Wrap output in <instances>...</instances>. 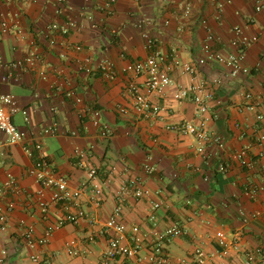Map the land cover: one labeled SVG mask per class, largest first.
Wrapping results in <instances>:
<instances>
[{
  "label": "crops",
  "instance_id": "obj_1",
  "mask_svg": "<svg viewBox=\"0 0 264 264\" xmlns=\"http://www.w3.org/2000/svg\"><path fill=\"white\" fill-rule=\"evenodd\" d=\"M107 1L0 0V19L9 24L0 42V94L14 95L29 118L27 121L22 112L13 117V123L27 134L24 143L0 146V188L12 175L21 189L18 196H0L1 207L8 202L16 205L7 229L0 230V252H8L4 264L100 262L109 241L101 231L116 206L118 189L129 179L141 181L153 195L150 199L128 198L123 214L128 227L165 230L180 225L188 234L173 239L166 248L174 259L187 258L201 248L208 257L206 264H245L247 251L264 252V216H254L264 215V190L255 199L247 193L250 184L264 188V148L256 141L262 129L257 116L264 114V0H190V15H185L183 0H117L106 11ZM143 18L150 21L147 31L162 49L169 53L175 50L188 64H197L203 56L209 31L215 36L214 49L236 51L232 41L236 39L234 29L240 27L246 35L258 37L245 51L244 65L250 73L233 77L215 62L199 66L195 75L175 70L171 73L173 85L154 99L164 108L161 117L137 115L125 96L128 76L124 70L128 63L144 61L148 56L142 31L135 26ZM69 19L76 27L68 36L57 34L56 44L51 45L49 26L63 25ZM75 45L83 46V51H76ZM32 50L38 56L34 66L25 70L11 67ZM87 56L97 62L111 59L117 80L111 82L98 72L80 71L78 63ZM196 84H204L214 93L206 117L209 132L227 145L222 160L230 168L224 174L217 171L216 159L208 160L197 153L194 137L166 129L169 124L199 122L197 106L191 99L178 103L174 98L180 87ZM249 93L254 96L252 100L245 97ZM76 98L82 102L77 103ZM119 107L126 108L128 114L121 113ZM93 111H100L101 124L111 131L108 137L93 124ZM55 126L56 134L43 133ZM36 143L43 145L42 152L35 149ZM26 148L31 149L32 156ZM77 148L87 154L83 168L78 165ZM243 148L249 149L254 159L253 169L240 168L231 159L233 151ZM43 156L72 187L86 180L88 167L98 169L105 200L96 207L91 195H85L82 200L87 219L57 231L47 246L31 250L20 231L22 223L33 226L37 238L46 230L37 199L40 186L29 174ZM149 156L156 167L153 174L143 169ZM152 201L162 202V207L154 210ZM50 215L52 221L60 219L62 207L52 208ZM220 231L238 245L229 257L220 255L216 240ZM91 236L96 237L95 243L89 242ZM72 240L77 242L80 256L66 252L65 245ZM33 256L39 261L34 262Z\"/></svg>",
  "mask_w": 264,
  "mask_h": 264
},
{
  "label": "built area",
  "instance_id": "obj_2",
  "mask_svg": "<svg viewBox=\"0 0 264 264\" xmlns=\"http://www.w3.org/2000/svg\"><path fill=\"white\" fill-rule=\"evenodd\" d=\"M63 1L59 0L60 3H63ZM116 1L108 0L105 3L104 10L110 11ZM183 2L185 15H190L192 2L190 0H183ZM257 9L261 10V6H258ZM149 24L150 21L143 18L135 25L136 28L142 31V36L146 42L145 47L148 52L147 58L144 61L128 63L124 70L128 76L125 96L130 101L133 111L139 116L147 119H158L161 117L164 108L155 104L154 99L155 97L165 95L173 85L171 73L175 70H179L182 74L195 75L199 66L215 62L227 68L233 77L250 73V70L244 65L246 58L245 51L258 41V37L246 35L240 27L234 29L236 39L232 41V48L236 51L226 53L214 49L215 36L209 31L202 48L203 56L198 60L197 64H188L178 58L175 50L169 53L162 49L157 39L153 38L147 31ZM203 25L207 26V21L204 20ZM75 27L76 24L71 19L63 25L55 23L49 26L47 37L50 44H56L55 38L57 34L68 36ZM8 31V22L0 19V42ZM20 33L21 31L19 30L18 34ZM74 48L78 52L83 51V46L81 45H75ZM37 60L38 56L32 50L24 59L13 62L11 67L16 70H25L27 67L34 66ZM78 66L79 70L84 73H100L107 81L113 82L118 78L116 65L109 58H104L97 62L93 57L87 56L78 63ZM40 75L46 78L45 71H41ZM3 80L7 81L8 77H4ZM245 97L247 100L254 98L250 93ZM174 98L178 103L191 99L197 106L199 122L187 121L169 124L166 129L194 137L197 141V153L208 160L216 159L218 162L217 171L222 174L226 173L230 168V165L222 160L223 153L225 154L228 150L226 142L221 137L211 134L207 125L208 118L206 115L209 112V102L214 99V93L208 91L204 84H196L180 87L177 89ZM76 102L81 103L82 100L76 98ZM119 111L123 114H128L129 112L124 107H119ZM19 112H22L26 116V120L29 121L28 112L19 107L14 95L0 94V146L6 144L17 145L27 140V134L13 123V117ZM100 115V111H93L92 122L96 127L102 128L103 136L108 137L111 131L101 124ZM257 121L261 124L262 129L256 141L259 146L264 148V114H259ZM57 131V127L55 126L44 129L43 133L50 135L56 134ZM34 147L39 152L43 150L41 143H36ZM26 153L29 156L33 155V152L29 148H26ZM75 155L78 159L79 167L83 168L87 154L82 149L77 148ZM231 159L240 168L253 169L255 165L254 159L247 148L233 151ZM152 160V157L149 156L143 165V169L147 174H153L156 171ZM29 174L40 186L37 199L43 220L47 223V226L43 237L37 238L34 227L22 223L21 238L28 249L34 250L39 247H45L50 243L51 238L57 231L68 225H76L86 220L88 214L82 200L85 195H91V202L96 207L101 206L105 200L104 187L98 182L99 171L94 167L87 168V178L78 187H72L68 178L58 174L49 160L44 156L35 161V164L29 170ZM263 190L264 188L261 186L250 184L247 188V193L252 199H255ZM20 194L21 189L17 180L12 175H9L6 182L0 188V196L5 198L8 195L18 196ZM152 195V191L147 189L137 179H129L120 186L116 193V206L101 231V234L107 236L109 239L108 249L103 259L96 264H119L125 260H130L133 264L207 263L208 257L201 248H197L191 256L178 260L174 259L167 252V245L173 239L188 234V230L185 227L173 225L165 230H160L155 226L152 229L143 230L138 225L128 227L123 221L126 202L130 196H134L136 199H150ZM58 205L62 207L63 215L60 219L52 221L50 210ZM15 207L14 202H8L6 207L0 206V230L5 231L7 229L9 215L14 211ZM152 207L154 210H158L162 207V202L152 201ZM254 216L264 215L256 213ZM96 240L95 236L89 238L90 243H95ZM216 240L221 249L220 255L223 257H229L231 252L238 248L236 242L222 231L216 234ZM76 244L77 242L74 240L66 243L65 250L70 256H80L81 253L77 249ZM7 255L8 252L5 249L0 252V264H4V259ZM32 260L38 262L39 257L33 256ZM245 264H264L263 250L255 249L247 251Z\"/></svg>",
  "mask_w": 264,
  "mask_h": 264
},
{
  "label": "trees",
  "instance_id": "obj_3",
  "mask_svg": "<svg viewBox=\"0 0 264 264\" xmlns=\"http://www.w3.org/2000/svg\"><path fill=\"white\" fill-rule=\"evenodd\" d=\"M38 159H39V158H38ZM38 159H37V160H38Z\"/></svg>",
  "mask_w": 264,
  "mask_h": 264
}]
</instances>
